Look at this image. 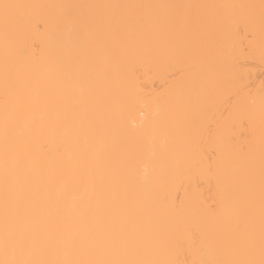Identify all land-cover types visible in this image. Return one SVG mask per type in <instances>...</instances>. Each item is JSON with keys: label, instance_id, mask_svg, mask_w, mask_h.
<instances>
[{"label": "bare ground", "instance_id": "bare-ground-1", "mask_svg": "<svg viewBox=\"0 0 264 264\" xmlns=\"http://www.w3.org/2000/svg\"><path fill=\"white\" fill-rule=\"evenodd\" d=\"M0 264H264V0H0Z\"/></svg>", "mask_w": 264, "mask_h": 264}, {"label": "snow or ice", "instance_id": "snow-or-ice-1", "mask_svg": "<svg viewBox=\"0 0 264 264\" xmlns=\"http://www.w3.org/2000/svg\"><path fill=\"white\" fill-rule=\"evenodd\" d=\"M3 7H4V8H8V7H9V5L5 4Z\"/></svg>", "mask_w": 264, "mask_h": 264}]
</instances>
